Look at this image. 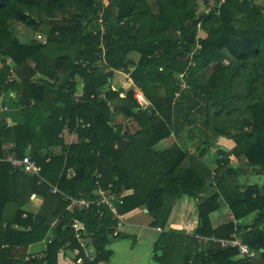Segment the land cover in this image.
<instances>
[{
    "label": "trees",
    "instance_id": "16d2710c",
    "mask_svg": "<svg viewBox=\"0 0 264 264\" xmlns=\"http://www.w3.org/2000/svg\"><path fill=\"white\" fill-rule=\"evenodd\" d=\"M15 24L32 35L21 39ZM117 73L132 86L117 88ZM66 131L76 142L65 143ZM213 149L216 170L206 162ZM8 155H29L45 181L0 162V264H109L119 220L106 206L70 209L68 200L95 202L99 190L120 215L140 210L162 229L179 200L196 201L188 240L199 250H169L168 240L187 237L169 230L155 244L158 264H264V185L249 181L264 176V2L0 0V159ZM224 207L231 217L214 227ZM74 221L96 250L93 262ZM228 239L254 255L222 246ZM36 244L40 258L25 253Z\"/></svg>",
    "mask_w": 264,
    "mask_h": 264
},
{
    "label": "crops",
    "instance_id": "0c3cea01",
    "mask_svg": "<svg viewBox=\"0 0 264 264\" xmlns=\"http://www.w3.org/2000/svg\"><path fill=\"white\" fill-rule=\"evenodd\" d=\"M52 64L58 67L62 68H67V65H69V61L66 59H55L52 61ZM118 74V73H117ZM119 75V76H118ZM118 83L120 85L119 88H122L126 90L127 88L132 86L131 80L126 79L124 76L118 74ZM115 76V77H117ZM124 77V78H123ZM123 79V80H122ZM128 80V81H127ZM144 102L147 103V101L144 99ZM146 106V105H144ZM9 125L14 126L15 123L12 122V120H9ZM63 138L65 140V143L71 144L76 142V137L74 134L69 133L68 131L64 132ZM169 141L170 139H167L162 141L158 146L157 149L160 150H165L169 148ZM13 148L12 145H5L4 150L9 151ZM55 152H59V149H56ZM183 201V202H182ZM180 202V205H178V202L176 203L175 207L172 210V213L169 217L168 224L166 225L165 229H162V231H158L157 228L151 227L147 224L143 225V223H148L149 221H145L146 217L142 216V212L140 210H135L131 213L126 214V222H125V227H132V228H137L139 227V230H135L134 232L136 234L144 235V233H148V236L150 237V242L151 244V250L153 252V260L155 254V244L160 240V235L162 233L168 232L169 229H173L174 232L183 234L187 237L176 239L172 238V240H168V245H169V250H173L175 253L179 254L180 257H182L183 253H186V251H198L197 245H193L190 243L188 240L189 237H192L194 235V232L198 226V219H197V211H196V203L195 202H189V201H184L182 200ZM40 202H34L31 203L29 206V209L31 210H38ZM195 206H194V205ZM195 209V210H194ZM192 214H189V213ZM231 215L230 212L226 207L223 208L221 212L213 214L211 216L212 224L214 227L221 226L227 222L228 219H230ZM148 226V227H147ZM168 229V231H167ZM121 231V236L124 234L123 230ZM119 239V238H118ZM152 240V241H151ZM43 250L42 244H36L31 247H29L26 250V254L31 255L34 258H40L42 256L41 252ZM172 254V253H171ZM170 254V255H171ZM114 256V255H113ZM172 257V256H171ZM113 258V257H112ZM68 260L66 258H61L59 261V264H69L67 262ZM156 262V261H155ZM157 263V262H156ZM104 264V263H101ZM158 264V263H157Z\"/></svg>",
    "mask_w": 264,
    "mask_h": 264
},
{
    "label": "rangeland",
    "instance_id": "374dc122",
    "mask_svg": "<svg viewBox=\"0 0 264 264\" xmlns=\"http://www.w3.org/2000/svg\"><path fill=\"white\" fill-rule=\"evenodd\" d=\"M259 1H263L264 2V0H259ZM201 7L205 9V7H203L202 5H201ZM15 30H16L18 36L21 39H24L28 35L29 36L32 35L30 30L27 29L26 27H24L21 24H15ZM199 36L201 38L205 37V32L200 31L199 32ZM36 38H38L39 40H41L43 42H46L45 37H41L40 35H36ZM206 74L205 73L203 75L201 74V78L200 77L198 78V82L199 83H201V84L206 83L207 77L210 74V71L206 72ZM117 75L118 74H116V76ZM120 75L124 76L123 74H120ZM118 76L115 77L114 80H113L114 85L117 88L120 87V85H119V83L117 81L118 80ZM125 78L127 79V77H125ZM80 89H81V87H80ZM10 120H12V119H10ZM198 137H199V135H196L194 137V141L195 142H197ZM174 143H176V139H174L173 137L170 138V141L168 143L169 146L171 147ZM215 143L217 144V147H222V148H224L226 150H231L233 148V143L231 141L224 140L223 138H218V139L216 138L215 139ZM188 150H189L190 153L196 154V149L192 145H190V143L188 145ZM214 150L215 149H213L212 153L207 157L206 162L212 166L213 170H216L217 167H216V164H215L216 158H215V151ZM233 163L234 162H232V164ZM249 181L258 182L261 185H264V176L254 175V176L250 177ZM182 200H184V201L186 200V201H189V202H195L196 203L195 200H193L191 198L184 197L181 200H179L178 205H180V202ZM189 214H192V213L190 212ZM218 214H219V212H218ZM145 217H146V215H145ZM145 221H149V218L146 217ZM145 224L148 225V223H143V225H145ZM139 227H141V225ZM139 227L132 228V227H125V225H123L122 227L119 228L120 230L124 231V234L121 236V238L117 239L116 241H114L110 245L109 248L112 249V251L114 252V256L111 259L109 264H157L153 260V252L151 250V244L152 243L150 242V237L148 236V233H144V235H140V234H136L137 232L136 233L134 232L135 230H139ZM167 231H168V229H167ZM170 231H173V229H171Z\"/></svg>",
    "mask_w": 264,
    "mask_h": 264
},
{
    "label": "built area",
    "instance_id": "2783aa9c",
    "mask_svg": "<svg viewBox=\"0 0 264 264\" xmlns=\"http://www.w3.org/2000/svg\"><path fill=\"white\" fill-rule=\"evenodd\" d=\"M99 23L102 24V20H100ZM198 28L200 29V24H198ZM101 31H102L101 33L104 34L105 29L102 27ZM180 76L183 77V75ZM183 88H185V85H183ZM135 96L142 106L148 105V103L144 102V97L142 93L139 92L138 90L136 91ZM3 110L8 111V107H4ZM2 161H7L11 163V165L14 168L20 169L29 175L35 176L37 179H39L40 182L45 181V179L41 176V172H42L41 167H39L37 163L31 159L29 155H26L23 158H17L14 155H8L4 159H0V162ZM58 192L59 190L56 187L52 188L53 194H56ZM98 197L99 199L94 202V201L86 200L84 198H77L70 196L68 197V200L71 201L70 209L76 208V209L89 210L93 205L106 206L119 220V224H118L119 228L122 227L124 225V221L126 220V215H120L118 213L115 202L107 196L106 191L99 190ZM72 228L77 232L76 236L81 244V247L84 249L86 257L89 259L90 262H93L96 254V250L91 243L85 240L83 225L79 221H74L72 224ZM157 230L162 231V228L157 227ZM196 238L198 240H205V241L207 240V238H203L201 236H196ZM220 242L224 247H238L242 255H248V256L254 255V253L251 252L247 246L243 245L238 240L228 239V240H220ZM76 255H79V251H76ZM83 262H84L83 259H79L77 261V264H82Z\"/></svg>",
    "mask_w": 264,
    "mask_h": 264
}]
</instances>
